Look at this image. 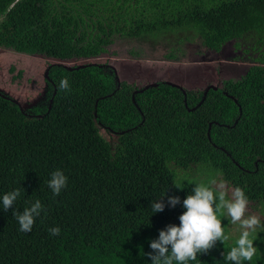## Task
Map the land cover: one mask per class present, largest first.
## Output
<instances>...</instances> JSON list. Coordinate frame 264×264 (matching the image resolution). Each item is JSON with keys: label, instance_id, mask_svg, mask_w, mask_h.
<instances>
[{"label": "trees", "instance_id": "obj_1", "mask_svg": "<svg viewBox=\"0 0 264 264\" xmlns=\"http://www.w3.org/2000/svg\"><path fill=\"white\" fill-rule=\"evenodd\" d=\"M0 18V48L54 61L38 99L0 90V264H152L150 241L180 224L196 186L177 182L178 169L216 170L249 203L264 201V0H0ZM175 28L179 42L194 31L213 52L230 43L226 59L250 68L203 97L165 81L137 91L113 66L87 63L117 37L148 43ZM99 126L116 134L113 144ZM56 170L68 178L59 196L48 187ZM17 188L5 211L3 195ZM37 199L45 210L19 231L13 213ZM153 200L164 211L154 213ZM233 246L217 241L188 264H231ZM255 257L243 264H264Z\"/></svg>", "mask_w": 264, "mask_h": 264}, {"label": "rangeland", "instance_id": "obj_2", "mask_svg": "<svg viewBox=\"0 0 264 264\" xmlns=\"http://www.w3.org/2000/svg\"><path fill=\"white\" fill-rule=\"evenodd\" d=\"M181 35V30L175 28L149 34L148 43L117 37L114 44L107 48V52L87 60V63L109 64L115 68L119 79L134 83L137 87L165 81L187 89L203 88L204 91L208 85L219 86L224 79H241L250 68L248 61L226 59V56L233 52L230 43L223 45L218 52H213L202 45L200 37L194 31L186 33V38L188 37L186 43L179 42L184 40V38L179 40ZM52 62L54 61L0 48V90H4L24 104L26 101L38 99L45 87V72L48 71L50 64H54ZM10 68L13 69L12 72ZM19 72H22L20 77ZM98 131L108 144L115 142L116 134L113 135L100 126ZM212 179L223 181L222 175L216 170L197 167L177 170L179 183L207 185ZM225 184L228 198H231L232 188L227 182ZM246 215L258 216L261 224L264 225V201L248 203ZM218 216L223 218L225 234L230 237L227 242L236 241L241 232L239 224H230L223 212L218 213ZM258 229L262 230L261 234H258ZM258 236H264V227L257 228L250 235L254 247L257 248V258H255L260 261L264 257L260 250L264 249V240L259 239Z\"/></svg>", "mask_w": 264, "mask_h": 264}, {"label": "clouds", "instance_id": "obj_3", "mask_svg": "<svg viewBox=\"0 0 264 264\" xmlns=\"http://www.w3.org/2000/svg\"><path fill=\"white\" fill-rule=\"evenodd\" d=\"M60 90L69 89L67 79H62L58 85ZM68 178L60 170L51 174L48 187L53 194L59 196L61 191L67 187ZM177 188L183 189L176 186ZM21 195V189L9 191L2 197V207L5 211L12 208ZM178 196L168 197V204L173 208L180 204ZM248 197L240 187L231 190V198H228V189L223 181L212 179L208 184L197 183L182 202L185 211L179 216L180 224H169L165 230L159 232V238L150 241L152 252L147 255L152 264H188L189 261L197 260L198 253L204 254L216 246V242L223 244L229 240L225 234L218 213H225L230 224H239L241 232L235 241V246L224 253V259L231 264H243L252 261L256 255L257 248L254 241L250 239L252 232L262 228L261 220L256 215H246L248 208ZM165 203L162 200H153L152 211L159 213L164 211ZM44 206L37 199L23 212L15 211L13 216L19 223V231L31 232L35 220L44 211ZM49 234L57 236L60 234L59 227L49 228Z\"/></svg>", "mask_w": 264, "mask_h": 264}, {"label": "water", "instance_id": "obj_4", "mask_svg": "<svg viewBox=\"0 0 264 264\" xmlns=\"http://www.w3.org/2000/svg\"><path fill=\"white\" fill-rule=\"evenodd\" d=\"M67 66H69V65H67ZM80 67V66H79ZM69 68V67H68ZM47 73H48V71H46L45 72V78H47ZM116 79L119 81V78H118V76H116ZM167 83H169V84H172V83H170V82H167ZM154 85H156V83H151V84H146L145 86H143L140 90H137V91H143L145 88H147V87H149V86H154ZM172 85H174V86H178V85H175V84H172ZM180 87V86H179ZM209 88H216L213 84H211V85H208L207 86V89L204 91V95H203V97H205V95H206V92L208 91V89Z\"/></svg>", "mask_w": 264, "mask_h": 264}, {"label": "flooded vegetation", "instance_id": "obj_5", "mask_svg": "<svg viewBox=\"0 0 264 264\" xmlns=\"http://www.w3.org/2000/svg\"><path fill=\"white\" fill-rule=\"evenodd\" d=\"M141 89V88H140ZM140 89H138V90H140Z\"/></svg>", "mask_w": 264, "mask_h": 264}]
</instances>
